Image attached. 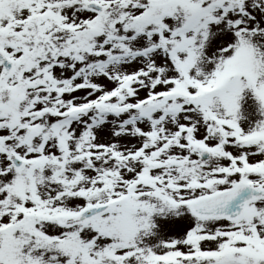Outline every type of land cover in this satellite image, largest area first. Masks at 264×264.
<instances>
[{
    "label": "snow or ice",
    "instance_id": "6c2138e0",
    "mask_svg": "<svg viewBox=\"0 0 264 264\" xmlns=\"http://www.w3.org/2000/svg\"><path fill=\"white\" fill-rule=\"evenodd\" d=\"M0 264H264V0H0Z\"/></svg>",
    "mask_w": 264,
    "mask_h": 264
}]
</instances>
